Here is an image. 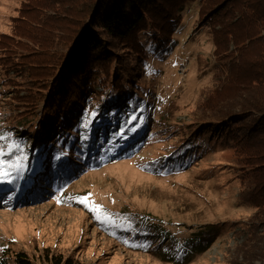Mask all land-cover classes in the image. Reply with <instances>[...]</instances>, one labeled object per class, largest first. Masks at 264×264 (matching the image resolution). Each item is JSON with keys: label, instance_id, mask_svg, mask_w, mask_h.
Returning <instances> with one entry per match:
<instances>
[{"label": "rangeland", "instance_id": "rangeland-1", "mask_svg": "<svg viewBox=\"0 0 264 264\" xmlns=\"http://www.w3.org/2000/svg\"><path fill=\"white\" fill-rule=\"evenodd\" d=\"M23 1L0 0V172L8 173L0 176V256L23 252L40 262L62 255L79 264H243L245 228L254 213L242 200L243 168L231 150L202 144L194 134L193 125L205 115L201 102L221 71L200 3L186 6L169 38L141 36L133 50L134 115L140 114L135 144L115 155L133 133L118 130L116 140L96 144L99 156L91 165L66 180L65 172L51 174L46 159L35 163L38 153L46 158V149L60 148L66 127L61 135L51 124L36 132L39 137L22 136L34 131L45 105L35 103L33 85L26 84L22 57L32 44L18 38L27 20L16 19ZM84 124V118L71 123ZM72 129L69 139L76 137Z\"/></svg>", "mask_w": 264, "mask_h": 264}, {"label": "trees", "instance_id": "trees-1", "mask_svg": "<svg viewBox=\"0 0 264 264\" xmlns=\"http://www.w3.org/2000/svg\"><path fill=\"white\" fill-rule=\"evenodd\" d=\"M193 1L211 28L221 69L201 102L205 115L193 125L194 134L202 144L231 150L243 168L242 200L254 210L245 228L243 264H264V0H24L16 19L27 20L18 38L32 44L22 57L26 84L33 85L35 103L45 105L34 131L22 136L51 124L61 135L66 127L60 148L46 149V158L37 152L35 161L46 159L53 164L51 174L65 172L66 180L98 158L96 144L113 140L118 130H131L130 141L115 152L124 155L136 142L140 118L134 115L133 50L141 36L169 38ZM80 112L85 124L72 126ZM72 128L76 137L69 139ZM65 146L68 153L62 154ZM0 264L79 263L62 255L36 262L17 252L2 253Z\"/></svg>", "mask_w": 264, "mask_h": 264}, {"label": "snow or ice", "instance_id": "snow-or-ice-1", "mask_svg": "<svg viewBox=\"0 0 264 264\" xmlns=\"http://www.w3.org/2000/svg\"><path fill=\"white\" fill-rule=\"evenodd\" d=\"M0 167H2V165H0ZM5 175H8V173H6V172H0V176H5ZM87 200H88V198L85 197L80 202L81 203H86Z\"/></svg>", "mask_w": 264, "mask_h": 264}]
</instances>
